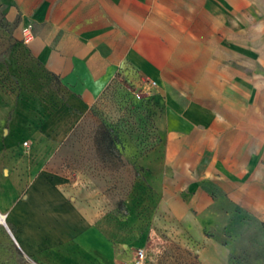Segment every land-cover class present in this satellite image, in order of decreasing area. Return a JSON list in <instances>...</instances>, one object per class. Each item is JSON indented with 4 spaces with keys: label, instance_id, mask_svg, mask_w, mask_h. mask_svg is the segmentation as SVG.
<instances>
[{
    "label": "crops",
    "instance_id": "crops-1",
    "mask_svg": "<svg viewBox=\"0 0 264 264\" xmlns=\"http://www.w3.org/2000/svg\"><path fill=\"white\" fill-rule=\"evenodd\" d=\"M1 2L6 20L19 24L32 71H45L53 79L40 80L41 86L50 88V109L42 114L29 107L18 110V117L23 115L26 121L16 134L13 131L6 138V157L0 159L1 166H14L10 152L16 150L15 144L22 136L31 139L33 151L37 152L36 159L19 160L14 172L17 179L0 177V206L16 216L18 237L30 254L39 257L48 249L60 256L68 248L74 255H92L97 252L87 249L89 239L95 245L97 239L108 245L113 240L136 241L137 230L145 221L137 216L138 195H143L150 205L157 198L156 193L140 185L134 187L132 174L127 179L121 171L114 172L111 182H107L103 172H90V168L99 167L98 160L90 158L93 150L85 137L79 138V134L86 135L89 130L91 108L104 101L106 91L121 72L152 80L167 90L194 87L191 106L180 96L175 99L162 91L159 101L163 107L156 118L162 141L137 161L126 160L122 165L130 172L134 167H143L147 181L154 188H161L167 180L166 171L176 160H196L198 186L182 212L175 213L182 222L177 220L179 229L212 230L211 186L210 182L199 185L203 177H210L215 186L232 184L231 191H225L230 204L264 221V184L256 178L233 180L229 169L246 164L242 152L252 135H264V120L259 121L263 114L257 110L250 116L243 107L238 108V99L243 102L247 97L232 93L234 83L226 75L215 72L212 81L205 69L195 81L174 75L186 64L175 60L185 50L175 41L181 34L172 21L175 17L184 21L191 15L202 16L201 7H212L214 2L218 12L203 20L212 22L219 32L223 29L221 10L230 16V0ZM29 26L32 39L25 41L24 31ZM239 82L238 86H242L243 82ZM207 98L212 99V104ZM38 118L46 120L44 126ZM75 120H83L82 125L74 127ZM243 130L248 135L242 138ZM251 150L250 154H256ZM221 170L224 173L218 176ZM29 175L32 178L28 184L19 178ZM123 198H127L130 211L127 220H122L116 209ZM158 211L162 213L161 209Z\"/></svg>",
    "mask_w": 264,
    "mask_h": 264
},
{
    "label": "rangeland",
    "instance_id": "rangeland-1",
    "mask_svg": "<svg viewBox=\"0 0 264 264\" xmlns=\"http://www.w3.org/2000/svg\"><path fill=\"white\" fill-rule=\"evenodd\" d=\"M228 9L230 16H226L228 13L224 9L221 10L223 29L219 32L215 31L212 22L203 20L207 15L212 17V13L216 15L218 12L214 2L212 7H201L202 16L191 15L184 21L175 17L172 26L181 34L175 41L185 50L177 54L175 60L186 65L184 70L176 71L174 75L194 81L204 69L211 81L212 75L216 77L215 72L226 75L234 83L232 93L247 97L243 102L238 99V108L243 107L250 112V116L258 110L263 114V118L261 115L259 118L261 121L264 120V0H230ZM20 33L17 22L6 20L0 0V159L1 156L6 157V138L13 131L16 134L26 121L23 115L18 117L17 111L22 112L29 107L42 114L43 110L50 109L47 102L50 88L41 86L40 80L51 82L53 79L45 71H32L33 64ZM239 81L243 82L242 86H238ZM193 89L167 90L152 80L121 72L106 91L104 101L91 108L92 120L87 134H79V138L85 137V142L92 147L90 158L98 160L99 167L90 168V172H103L107 182H111L114 172L121 171L127 179L132 174L136 181L132 184L134 187L140 185L156 193L157 198L150 205L146 204L143 195H138L137 216L145 221L137 230L136 241L113 240L108 245L106 241L101 243L97 239L95 245L89 239L87 249H95L97 254L78 256L67 248L60 256L47 249L42 256L36 257L26 250L18 237L14 225L16 216L0 206V264H264V221L242 207L235 208L230 204L225 191H231L232 184L215 186L210 177H203L199 185L210 182L211 186L212 230L191 229L184 232L179 229L177 222L181 220L175 213L182 212L184 203L188 202L198 186L196 160H176L174 166L166 171L167 180L161 188L157 185L154 188V184L147 181L143 167H134L130 172L129 168L122 166L126 160L137 161L162 141L156 127V118L163 107L159 101L162 91L175 99L180 96L186 100L187 106H191ZM206 101L212 104V99L207 98ZM78 111L74 108V112ZM37 121L44 126L46 120L38 118ZM78 121L75 120L74 127L82 125L83 120ZM246 132L243 130L242 138L248 135ZM231 137L237 138L234 135ZM25 141L29 142L28 146L24 145ZM15 148L14 152H10L14 166H1L0 162L2 178L17 179L14 172L18 170L19 160L38 158L28 137L22 136ZM251 149L256 154H250ZM242 153L246 164L229 168L235 177L233 180L250 181L256 178L264 184V135H252ZM220 173L224 170L217 175L221 176ZM19 178L28 184L32 177ZM2 185L0 182V187ZM125 185L127 190L128 184ZM109 186L112 187V184ZM127 204V198L117 204L122 220L129 217ZM160 209L162 213L158 211Z\"/></svg>",
    "mask_w": 264,
    "mask_h": 264
},
{
    "label": "built area",
    "instance_id": "built-area-1",
    "mask_svg": "<svg viewBox=\"0 0 264 264\" xmlns=\"http://www.w3.org/2000/svg\"><path fill=\"white\" fill-rule=\"evenodd\" d=\"M31 27L29 26L25 31H24V39L25 41H29L32 39V33H31ZM25 146H28V142H24ZM143 258V256H141Z\"/></svg>",
    "mask_w": 264,
    "mask_h": 264
}]
</instances>
